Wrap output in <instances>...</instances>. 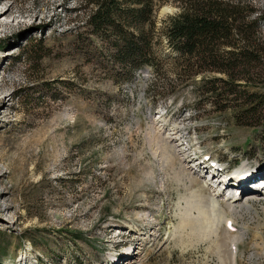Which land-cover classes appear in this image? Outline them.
I'll list each match as a JSON object with an SVG mask.
<instances>
[{
    "label": "rangeland",
    "instance_id": "1",
    "mask_svg": "<svg viewBox=\"0 0 264 264\" xmlns=\"http://www.w3.org/2000/svg\"><path fill=\"white\" fill-rule=\"evenodd\" d=\"M176 1L153 0L154 72L113 57L93 2L0 0V264H264V193L209 203L185 162L244 164L264 143L175 80L161 34Z\"/></svg>",
    "mask_w": 264,
    "mask_h": 264
},
{
    "label": "trees",
    "instance_id": "2",
    "mask_svg": "<svg viewBox=\"0 0 264 264\" xmlns=\"http://www.w3.org/2000/svg\"><path fill=\"white\" fill-rule=\"evenodd\" d=\"M82 1V8L94 4L85 21L92 32L110 29L122 40L115 59L139 70L144 65L154 72L161 67L152 53L153 0ZM176 2L179 10L163 20L161 34L180 70H175V80L192 79L213 101L214 110H230L237 125L257 128L264 142V37L259 29L264 10L245 0ZM111 44L121 45L116 40Z\"/></svg>",
    "mask_w": 264,
    "mask_h": 264
},
{
    "label": "bare ground",
    "instance_id": "3",
    "mask_svg": "<svg viewBox=\"0 0 264 264\" xmlns=\"http://www.w3.org/2000/svg\"><path fill=\"white\" fill-rule=\"evenodd\" d=\"M166 138H168V135H166ZM168 140H169V138H168ZM168 140H167V141H168ZM164 141H165V140H164ZM177 149H178V148H177ZM175 150H176V149H175ZM183 150H184V149H183ZM178 151H179V153L182 152L181 154H184V152L182 151V147H179V150H178ZM169 158H170V157H169ZM212 181H214V180H208V181H207V180L205 179L204 182L207 183V184L213 185V186H214V187H213L214 190H217V188L219 187V184H216V183H214V182H212ZM262 192L264 193V189L262 190ZM196 193H197V192H196ZM260 193H261V192H259V193H257V194H260ZM248 194H255V195H257L255 192H250V193H248ZM248 194H246V195L244 196V198L250 196V195H248ZM196 195H197V197H198V196L200 197V198L198 197V201H199L200 199H201V200L203 199V198L201 197V196H202V193H200L199 195H198V193H197ZM211 196L214 197L213 194H212ZM211 196H210V202H209V203L215 204L216 200H215L214 198H212ZM198 201H197V202H198ZM233 201H235V200H233ZM236 201H237V200H236ZM236 201H235V202H236ZM198 205H199V204H198ZM212 206H214V205H212ZM198 211H199V210H198ZM199 212H202V211L200 210ZM137 253H138V251L136 252V254H137ZM131 256H134V254L131 253V254L128 255V253H127V254H125L124 256H122V258H123V257H126V258L128 259V258H130Z\"/></svg>",
    "mask_w": 264,
    "mask_h": 264
}]
</instances>
